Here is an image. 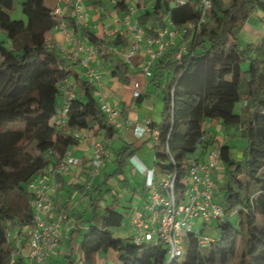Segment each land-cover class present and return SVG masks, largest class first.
I'll list each match as a JSON object with an SVG mask.
<instances>
[{"label":"trees","instance_id":"obj_1","mask_svg":"<svg viewBox=\"0 0 264 264\" xmlns=\"http://www.w3.org/2000/svg\"><path fill=\"white\" fill-rule=\"evenodd\" d=\"M113 2L115 10L129 12L128 0ZM13 3L0 0V30L9 40L8 44L0 41V264H10L17 248L9 232L19 235L33 221L34 195L28 183L51 159L62 160L69 147L78 143L73 131L97 126L111 138L116 130L101 110L93 83L78 73L74 74L78 94L69 101L66 122L55 119V113L43 106V92H60L63 81L73 74V63L47 38L59 19L45 0L23 1L26 20L11 17ZM256 10L264 11V0H211L205 21L198 27L201 13L195 0L184 4L152 0L139 17L152 33L148 35L164 27L166 20L175 27L194 24L180 37L186 46L182 57L175 59L176 48H170L153 62L154 74L151 69L149 75L160 84L161 71L168 70L163 117L159 123L150 122V129L157 131L153 136L155 164L159 172L174 175L178 198L187 187L190 165L198 162L193 154L209 142L207 120L241 129L246 140L243 159L231 156L229 144L219 145L226 169L220 187L224 214L203 224L215 225L213 240L200 243V237L208 235L204 228L190 231L183 235L184 252L171 257L163 242L137 243L132 235L116 236L114 229L122 227L125 213L118 205L102 207L98 199L78 255H66V264H98V254L111 249L119 250V264H264V45H244L240 40L242 24ZM83 34L102 58L114 61L112 74L128 81L130 66L112 51L125 44L123 36L100 39L89 27L83 28ZM145 96L141 93L136 99ZM238 103L242 111L236 110ZM62 125L67 132L61 130ZM131 153L129 146L122 149L120 163ZM23 259L21 254L18 261Z\"/></svg>","mask_w":264,"mask_h":264},{"label":"built area","instance_id":"obj_2","mask_svg":"<svg viewBox=\"0 0 264 264\" xmlns=\"http://www.w3.org/2000/svg\"><path fill=\"white\" fill-rule=\"evenodd\" d=\"M75 5L76 15L83 17L82 5L85 0H66ZM187 0H178L184 4ZM201 16L198 27L205 21L206 13L211 7V0H195ZM52 13L59 19L58 28L67 38L73 35L63 20V7L57 6ZM194 24H186L175 27L170 20H166L164 27H157L155 35L146 36V28L138 20L129 21L128 29L131 33L129 46L122 54L126 63H132L133 59L141 55L142 70L146 75H151L153 62L161 57L170 48L176 46L175 59L179 60L186 49L185 43H177V38L182 37ZM84 51V55H79ZM100 55V51L93 45H86L82 39H77L74 50L66 53V59L79 62L83 67L85 78L92 83H100L102 74L92 63ZM74 81L66 78L60 90L63 92V104L57 110V115L66 122L68 119L69 101L75 96ZM133 97L138 98L141 93L139 81L133 82ZM100 107L106 119L113 125H119L118 119L121 109L118 103L106 101L103 97ZM131 122L128 120V124ZM88 129L75 130L73 134L77 138L82 135L87 136ZM139 136H143L146 131H151L150 121L137 128ZM157 131H155V134ZM93 157L90 160V173L97 175L100 168L105 163V158L109 154L108 146L101 141L92 142ZM220 160L217 150H211L207 163L196 162L189 167L188 184L184 189L181 198H178L174 188V175L169 174L168 179L160 181L158 184L154 180V170H148V189L151 196L148 201L133 214L130 226L134 230L133 239L137 243L144 241L163 242L168 247L171 257L180 256L184 252L183 235L190 231H195L194 226L198 220L202 224L211 223L223 216L221 199L216 196L217 182L213 177V171ZM77 158L71 156L69 149L62 160L56 166H49L48 172L53 174L68 171L71 166L78 165ZM46 176L35 177L28 183V189L33 193V221L23 228L22 233L13 235L17 248L12 252L10 264H43L60 246V226L61 222L67 218V212H62L60 217L54 218V202L52 194L57 184L50 185L46 181ZM92 185V180L86 182V187ZM160 186V187H159ZM154 187V188H153ZM197 230L196 232H198ZM213 240L210 235H202L200 243L207 244ZM24 257L20 263L19 256Z\"/></svg>","mask_w":264,"mask_h":264},{"label":"crops","instance_id":"obj_3","mask_svg":"<svg viewBox=\"0 0 264 264\" xmlns=\"http://www.w3.org/2000/svg\"><path fill=\"white\" fill-rule=\"evenodd\" d=\"M95 1L97 0H85L84 6H82V11L86 9V5L88 3ZM113 1L114 0H111L112 3H114ZM45 3L51 9H54L57 6H62L64 11V23H66V25L73 31V35L69 38L61 33V31L56 27H54L47 33V38L50 44L57 47L63 57H66L67 51L75 49L77 45V39L79 38L82 39L86 43V45L94 46V44L84 36V27H89L94 33H96V35L100 39L112 40L120 34L125 39L126 44L127 42L124 34L127 31L126 27H128V22L134 20H138L139 22H141V20L139 19L140 15L144 14L152 4L149 0L148 2L138 0V6L145 8V11L138 16L132 15V10L135 8L129 3V12L118 11L114 8L112 12L109 10L104 13L97 12L93 16L83 12V17L80 18L76 15L75 5L73 3L67 2L66 0H51L50 4H48V2L45 0ZM99 19H102V22H100ZM150 22L151 21L149 19L146 25H150ZM95 26H100L102 28V31H97ZM123 28H125L126 31H122ZM2 33L3 30H0V34ZM148 33L150 32L146 31V36L151 37L154 36L155 31L153 32V35H148ZM240 40L244 45L247 43L264 45V11L256 10L242 24L240 29ZM181 42L182 40L180 39V37H178L177 43L179 44ZM174 48H176V46H174ZM79 55H84V51H81ZM100 57L101 55H99V57L92 63V65L97 68L102 74L101 82L93 83L95 87V95L99 102L103 97L106 101H109L111 103H118L122 111L118 119L119 125H114L116 130L115 134L111 138H108L105 131L103 129H99L97 126L89 128L87 130V136L82 135L81 138H79L77 144L69 147L71 156L77 158L79 164L71 166L68 171L58 172L55 174L47 171L49 166H56L59 163V161H57V158L55 157L54 159H51V162L48 166L44 167L37 173L36 177L45 175L48 184H57V187L52 194L54 202V218L60 217V214L62 212H67L68 215L67 218L61 222L59 230L60 246L58 250L53 253L43 264H60L61 259H64L66 255L70 253H72L73 255H78V248L80 243L78 242V239L79 236L83 235V233H85L89 227V221L91 219L89 218L88 214H90V212L92 211V205L94 201L100 199L98 200V203L101 206L108 204H105L104 200H101L103 198L102 183H109L112 177L116 174L120 176L121 180L127 179V177L123 174L121 168L117 166L115 167L114 165L110 164V151L108 156L105 158L104 165L100 168L97 175H91L90 160L93 157L92 142L94 140L101 141L108 146V149L112 147V144H120L121 142L123 143L124 140L127 141V144L130 145L131 143H133V141L136 140L137 137H142L139 136L137 128H140L141 126L147 124L148 121L159 123L163 117L164 101L162 94H164L163 87L165 81L162 85V90L157 93V96H155L154 99H145L149 94L146 81L145 83H143L142 93L146 94L147 96H145L142 100L133 97V82L139 80H137V77L136 79H132L131 77L132 72L134 71L143 72L142 61L144 58L141 55L135 57L132 63H128L130 69L132 70V72L126 74V77H128V81H123L117 76H114L112 74L113 67L110 68L109 66H107L104 59H102L103 67L105 66L106 68L100 67ZM69 62L73 63L72 69L74 71L73 74L70 75V78L74 81L75 93L78 94V91H76L78 90V87L75 84L74 74L78 73L81 77L85 78L83 67L79 62H74L72 60H69ZM239 107L242 111V104H240ZM55 119L58 120L61 118L57 115L55 116ZM128 120L131 122L130 124H128ZM207 121V126L205 127V129L209 142L203 144L197 150V152L193 154L194 158H196L198 162L202 163H207L209 161V156L207 159V155L205 154L209 148L219 151L220 144L225 143L231 146V140L233 137L240 135L242 136V130L235 128V126L224 127L221 121ZM61 130L64 132L68 131L65 125L61 126ZM155 131L149 132L150 134H152V136H154ZM129 140L132 142L130 143ZM233 145L234 146H231L230 150L231 156L235 159H243L245 155V146L242 147L241 143L238 144L237 142H234ZM45 156L47 157V153L45 154ZM126 164L131 166L130 169L133 170V174L131 172L133 177H139V174L145 175V184H148L147 182L150 175L146 172L153 169L148 167V161L140 152L132 150L131 155L126 160ZM213 177L217 182V189L215 191V194L220 199H223L224 192L220 190V187L226 180V169L221 158L217 164V167L213 171ZM90 180H92V185L87 188L86 182ZM74 189L75 191L73 192ZM143 196L146 197L145 202L138 208L133 209L131 218L136 210L141 208L148 201V195L146 196V194H144ZM117 201L119 204L117 203ZM120 203L121 199H118L113 204L118 205L117 208L120 211L125 212L122 209L123 207L120 206ZM115 235L118 236L117 234ZM105 261V258L100 259L98 257V264H105Z\"/></svg>","mask_w":264,"mask_h":264},{"label":"rangeland","instance_id":"obj_4","mask_svg":"<svg viewBox=\"0 0 264 264\" xmlns=\"http://www.w3.org/2000/svg\"><path fill=\"white\" fill-rule=\"evenodd\" d=\"M23 1L24 0H14L13 7L12 9L9 10V13L13 19L26 20V15L22 11ZM46 1L48 2V4H50L51 0H46ZM142 1L144 2L148 0H142ZM149 1L150 3H152V0H149ZM128 2L135 8L132 10L133 16H138L139 14L145 11L144 7L138 6V0H128ZM82 6H84V3ZM107 10L111 12L114 10L113 3L111 2V0H97L95 2L88 3L86 5V9L83 10V12L93 16L97 12L104 13ZM99 20L100 22H102V19H99ZM95 27L97 31L99 32L102 31V28L100 26L98 27L95 26ZM126 29L127 31L125 30V28H123L122 31H126L124 35H125L127 43L124 45H118V46L112 47V51L115 53L116 56L122 57L123 52H125L129 46L131 33L129 32L128 27H126ZM0 41H3L5 44H8V40H7V37L4 31L2 34H0ZM102 59L105 60L106 65L109 66L110 68L114 66V61L106 57L105 58L100 57L99 58V63L101 65L100 67L106 68L105 66L103 67ZM151 69H152V73L154 74L153 67H151ZM167 71L168 70L166 69L161 71V75L157 79V82L159 81L160 85L157 84L156 81H153L152 79L153 75L146 76V74L142 71L132 72L131 78L136 79L137 77V80H139L142 83L141 90L143 89V83H145L146 81L149 94H148V97H146L145 99H149V98L154 99V97L157 96V93L162 90V85L166 79ZM63 101H64V98H63L62 91L55 93V94H51V95L46 94L44 92L42 94L43 106L52 110V112L55 113L54 117L57 116L56 109L58 105L60 106L61 104H63ZM239 106L240 104L238 103L236 105L237 111L240 110ZM207 122H205V127L207 126ZM153 138L154 137L152 136V134H150V132L148 131L142 137H137L136 140L133 141V143H131L132 141L129 140V142L131 143L130 145L127 144V141L124 140L123 143L121 142L120 144H117V143L112 144V147L109 149V151L111 152L110 153L111 157L109 159L110 164L114 165L115 167L117 166L121 168V170L123 171V174L127 177V179L121 180L120 176L116 174L115 176L112 177L109 183H102L103 198L101 200H104L105 204L107 203L113 204L116 200L121 199L120 206L123 207L122 209L125 211L124 212L125 218H124L122 227L114 230L115 232L114 234H117L118 236L125 237L128 235L130 236L134 234V230L131 228L130 223H129L131 215H132V211L133 209L138 208L139 206H141V204L145 202L146 197L143 196L144 194H146V196L148 195V197L151 196V190L148 189V186L145 184V175L139 174L140 175L139 177L138 176L133 177L132 175L133 170L130 169L131 166L127 165L126 162L124 161L120 163V159H119L120 151L124 149L125 147L129 146L132 150H135L136 152H140L148 161L149 163L148 167L154 170V173H155L154 180L157 183L156 185H159L158 183L160 181H165L169 177V174L159 172L158 166L155 164V156H154L155 152L153 149ZM231 142H232L231 146H234L233 145L234 142H237L238 144L241 143L242 147L246 146V140L241 135L233 137ZM211 150L212 149L209 148L208 151L205 153L207 155L206 156L207 159H208V156ZM116 159H117V162H116ZM120 165H122V167H120ZM74 191L75 189L73 190V192ZM101 209L103 210V208ZM92 215H93V212L91 211L90 214H88L90 219L92 218ZM201 228H204L206 234L208 235L213 236L216 234L215 225H211V224L203 225L202 221L198 220V222L194 226V229L195 231H197V230H200ZM84 235L85 233L79 236L78 242L82 241V239L84 238ZM98 257L100 259L105 258L106 260L105 264H119L122 258L119 250H115V249H111L107 253L100 252L98 254ZM61 261L63 262L64 260L61 259ZM62 264H66L65 261Z\"/></svg>","mask_w":264,"mask_h":264}]
</instances>
